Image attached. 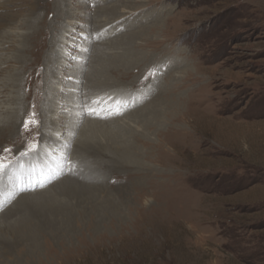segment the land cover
I'll return each instance as SVG.
<instances>
[{"label":"rangeland","instance_id":"obj_1","mask_svg":"<svg viewBox=\"0 0 264 264\" xmlns=\"http://www.w3.org/2000/svg\"><path fill=\"white\" fill-rule=\"evenodd\" d=\"M0 4V109L14 107L19 97L25 117L39 119L34 96H42L57 74L43 71L45 62H57L55 40L70 14L79 18L80 34L72 39L77 51H71L78 58L88 62L94 49L130 41L150 59L153 91L126 113L149 100L164 109L154 117L131 116L136 122L129 132L122 123L137 153L131 167L130 161L98 162L77 151L83 135L122 142L112 123L106 127L95 118L81 120L71 137L64 132L62 162L52 164L43 151L19 155L0 173V264H264V0ZM103 22L116 25V33L97 35L106 31ZM43 26L56 29L37 34L21 69V62L9 60L23 45L13 30L39 32ZM47 39L51 59L33 58ZM70 59L68 91L80 61ZM60 112L67 123L71 115ZM92 119L98 124L90 126ZM24 143L20 138L15 146Z\"/></svg>","mask_w":264,"mask_h":264},{"label":"bare ground","instance_id":"obj_2","mask_svg":"<svg viewBox=\"0 0 264 264\" xmlns=\"http://www.w3.org/2000/svg\"><path fill=\"white\" fill-rule=\"evenodd\" d=\"M1 6L3 5L0 4V14L3 13L2 11L3 9H1ZM116 11H117L116 9H113L114 13ZM120 12L124 14V12H129V11L121 10ZM9 15L10 14H6L4 16H9ZM109 15L110 14H108L107 16ZM117 19L119 18L117 17ZM78 22H79V18L77 17V15H73V14H70L68 15V18L66 17V19H63V23H62L63 25L61 27L62 31L58 34L55 40V44H56L55 47L59 48V49H55V54L58 57V59L54 60V62L55 61L57 62L55 65L51 64V66L49 61L45 62L46 64H45V70L43 71V76L48 77V74L51 75V73L53 72H56L57 74L51 82H48L44 88L42 87L43 88L42 96H37V97L36 95L34 96V100L37 105L36 106V111L38 115L37 117H39V119L37 120L36 117L35 119H28L27 116H26L27 118L25 117L24 115L25 106L22 107V103L20 102L21 100L19 99V97L18 98L16 97V99L15 98L12 99V103L14 104V107L6 105V107L0 109V152H3L5 148H10L12 149V153H11L12 157H14L15 160H18L19 153L26 152L27 151L26 149L30 150L32 148H36L35 151H31L32 153H29L28 155H34L35 152H37L38 155H41L40 153L41 151H43L47 154V157L50 159L52 164H54V162H59L63 158L62 155L63 146L61 145V140L63 135H65L64 132L67 130L71 131V135L69 136L71 137L75 134L77 125L81 120L85 119L86 121H90L91 118H95L99 120H104L101 123H107L105 125L106 127L109 126V123H112L110 124L109 127H111V129L116 128L118 130L117 136H119L122 142L118 143L119 145L117 146V145H113L115 144V141H112V138H107L104 139V141H102L94 137L83 135L80 142L78 143L77 151L83 152L84 157L89 156L97 160L98 162L108 160L109 163L113 164L121 161L122 162L130 161V164L128 166L131 167L134 164V160L136 159L137 153H135L133 148L126 142L128 137L127 132L121 133L122 131L121 129L125 128L124 126H122L123 125L122 123L128 125L127 131L129 132L131 131V127L133 126L132 123L136 122L134 120L136 119L139 120L140 118H143L146 114H149L150 116L154 117L160 115L164 111L161 102L149 100L141 107L131 111L130 113H126L128 109L131 108L136 102H142L143 100L147 99L150 93L153 91V83L151 82L149 77H147V73H149L150 70V69L147 70V66L152 63H150V59H147L148 56H146L145 53L138 54L136 52L137 49L131 48L129 46L131 44L130 41L126 42L125 46L119 45L118 44L119 42L116 43L115 44L116 46L114 47H112L113 46L112 44V46H110L111 48L108 47L109 49L100 46L97 49L93 50L91 58L88 62H86V59L84 57L83 59H81L82 57L78 58L77 53L75 54L71 53V51L73 52L77 51L76 49L72 48V44L74 43L72 39L77 38V36L80 34L79 32L80 29L77 27ZM104 22L103 24H101V26H103V28L105 27L106 31L103 30L101 32L100 30L96 34L98 35V33H102L99 35H104L105 37V35L111 32L112 35H114L116 33V31L114 33L116 25L112 26L111 23L107 27V24H104ZM31 23L32 22L30 21V24ZM48 25L49 24H46V26ZM44 27L45 26H43L42 29H44L45 31H39V32H34V31L17 32L14 31L16 30L14 29L13 30L14 33H20V37H21L20 40L22 41L21 45L22 44L23 45L22 46L20 45L22 47L21 50L19 48L21 54L20 53L18 54H20V56L10 55L9 60L15 59L16 61H19L23 65V67L20 68L21 69L25 68V64L28 62L27 58L29 57L27 56L26 58V52H28L26 49L29 48L31 41L35 40L38 33L42 34V36L45 37L47 31L52 32L54 29H56L55 26L52 27L51 29H49L48 27L46 28ZM30 29H35V28H30ZM127 38L128 37L125 36L124 40ZM118 39L120 40V38ZM48 49L49 48H48V39H47L44 42V45L42 46L40 53H38V55L36 53L32 54L33 58L39 57V59L40 58L43 59V54H44L45 59L50 60L51 58H49V51L51 52L53 48L49 50ZM77 49L79 50L80 53L79 55H82L81 54L82 49L80 48ZM71 57L75 60H80V61L75 64L77 65V70L76 73L72 76V80H73L72 81L73 83L71 85L72 88L70 87L71 89H69L68 91V89L65 88V85L66 86L68 85V82H66L67 80L65 79V72L68 71L66 66L68 64V61L69 62L71 61L70 59ZM142 61H144V63H142ZM21 69L19 72H17L19 73V76L23 72L21 71ZM12 72L15 73V71ZM8 76H10V74H8ZM22 78L24 77H21V79ZM152 79L153 80L156 79V76L154 75ZM9 80L11 81V79ZM17 86L19 87V89H21L19 85ZM31 89L32 88L28 86L29 92L31 91ZM64 89L66 90L64 91ZM128 89L133 91L132 95L130 94L131 96L129 95L128 97H122V96L119 97L121 93H124V91ZM62 91L64 92V94L67 95L63 97L61 95ZM73 99L77 100L76 105L73 104L71 101H69ZM82 99H84V102L82 101ZM80 102L83 104H79ZM16 105H18V107H16ZM62 105L64 106L68 105L69 108L62 107ZM174 105H178V104L174 103ZM60 107L61 109H59ZM74 107H76L77 110ZM90 109L94 110V112L90 111ZM61 110H65L69 115H71L70 118H67V123H64L65 115L60 112ZM131 116H134V118L136 119L133 120ZM109 117H114V118L108 120ZM95 119H92L90 126L98 124L96 122L99 121ZM62 120H63V124L62 127H60L59 124H61ZM25 121H31L27 129L25 128ZM36 123H38L37 125H39L40 128L34 131L33 127ZM86 127L89 126L84 125V128ZM35 128H37V126ZM20 138L22 141H25L26 143L20 144V146H15L16 140L18 141V139ZM79 138H80V134L74 145H76ZM62 141L65 142L66 140H62ZM47 144L48 145L51 144L53 147L47 146ZM35 157L37 158V156ZM29 158L31 159V157ZM22 159H24V157L23 158L21 157V160ZM39 180H41V178Z\"/></svg>","mask_w":264,"mask_h":264},{"label":"snow or ice","instance_id":"obj_3","mask_svg":"<svg viewBox=\"0 0 264 264\" xmlns=\"http://www.w3.org/2000/svg\"><path fill=\"white\" fill-rule=\"evenodd\" d=\"M90 111L94 112V110L90 109ZM119 114V113H116ZM34 115V114H33ZM31 121H25V128L27 129L30 125ZM36 148L30 149V151H35ZM12 149L10 148H5L3 152H0V173H3L7 171L14 163H17L18 161L13 160L12 158ZM29 154L27 151L26 152H21L19 153L20 156L27 155Z\"/></svg>","mask_w":264,"mask_h":264}]
</instances>
